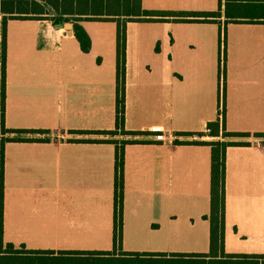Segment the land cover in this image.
<instances>
[{
	"label": "crops",
	"instance_id": "1",
	"mask_svg": "<svg viewBox=\"0 0 264 264\" xmlns=\"http://www.w3.org/2000/svg\"><path fill=\"white\" fill-rule=\"evenodd\" d=\"M141 7L221 18L126 24L124 131L134 135H110L116 23L80 21L90 41L85 53L73 28L7 21L4 127L18 133L7 135L14 141L3 148L2 251L10 245L16 252H113L105 256L110 264L212 260L204 220L211 147L186 135L204 133L220 115L229 133L264 134V24L225 26V0H141ZM154 129L164 142L155 140ZM121 141L128 143L114 251L115 142ZM248 142L225 152L226 256H264V147Z\"/></svg>",
	"mask_w": 264,
	"mask_h": 264
},
{
	"label": "trees",
	"instance_id": "2",
	"mask_svg": "<svg viewBox=\"0 0 264 264\" xmlns=\"http://www.w3.org/2000/svg\"><path fill=\"white\" fill-rule=\"evenodd\" d=\"M50 11L52 14H50ZM2 16L0 42V264H110L103 252H24L14 251L10 245L2 251V207H3V148L13 139L5 138L11 133L4 127V87H5V29L8 20H48L55 29L65 24H73V33L81 50L87 53L90 41L78 24L80 21L114 22L116 31V129L118 133L134 135L124 131V78L126 51V24L128 22H174V23H215L220 13H172L144 11L141 0H0ZM201 18V20H199ZM224 25L264 24V0H225ZM157 50V49H156ZM225 51L220 59L224 71ZM207 134H187L188 137H210L214 141H194L195 145L211 147L210 213L204 220L210 224V253L208 262L190 264H264V256H226L224 254V203H225V152L229 147L249 146V134L229 133L225 130L224 119L208 123ZM264 147V134H254ZM128 142H115L114 178V251L120 247L123 205V149ZM180 144L179 142H174ZM25 255V256H23ZM173 257H193L173 255ZM205 258V256H199ZM187 263V262H183Z\"/></svg>",
	"mask_w": 264,
	"mask_h": 264
},
{
	"label": "built area",
	"instance_id": "3",
	"mask_svg": "<svg viewBox=\"0 0 264 264\" xmlns=\"http://www.w3.org/2000/svg\"><path fill=\"white\" fill-rule=\"evenodd\" d=\"M220 121L222 120V115H220ZM152 133L154 134V138L157 142H164V137L163 135L157 130V129H154L152 130ZM208 133V130L206 129L204 131V134H207ZM197 137H193V139H196Z\"/></svg>",
	"mask_w": 264,
	"mask_h": 264
},
{
	"label": "water",
	"instance_id": "4",
	"mask_svg": "<svg viewBox=\"0 0 264 264\" xmlns=\"http://www.w3.org/2000/svg\"><path fill=\"white\" fill-rule=\"evenodd\" d=\"M72 28H73L72 24H65L64 25V29L72 30Z\"/></svg>",
	"mask_w": 264,
	"mask_h": 264
},
{
	"label": "rangeland",
	"instance_id": "5",
	"mask_svg": "<svg viewBox=\"0 0 264 264\" xmlns=\"http://www.w3.org/2000/svg\"><path fill=\"white\" fill-rule=\"evenodd\" d=\"M52 14V13H51ZM69 24H71V23H69ZM198 139L196 138V139H194V141H197ZM251 142H254V138H250L249 139Z\"/></svg>",
	"mask_w": 264,
	"mask_h": 264
}]
</instances>
